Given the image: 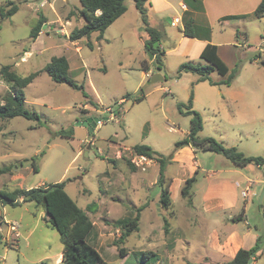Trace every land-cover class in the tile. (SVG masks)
<instances>
[{
    "label": "rangeland",
    "instance_id": "obj_1",
    "mask_svg": "<svg viewBox=\"0 0 264 264\" xmlns=\"http://www.w3.org/2000/svg\"><path fill=\"white\" fill-rule=\"evenodd\" d=\"M9 1L17 6L18 12L8 19L2 20L0 17V68L11 65L12 70L25 77L42 70L52 57L66 54L71 68L70 77L77 84L84 85L89 98L66 84L53 82L45 72L25 89V107L39 114L41 121L21 117L0 120V166H12L15 175H18V179L0 176V190L11 192L18 188L45 187L66 181L67 194L81 208L93 204L92 212L95 213L97 209L101 216L98 221L97 215H89L92 221L97 222L98 227L108 223L106 217L110 220L123 218L131 210L132 204L138 206L145 199L144 191L135 193L126 185L132 175L130 170H133L131 159L134 152L131 149L137 145H147L162 156H170L175 144L186 136L190 126V117L181 115L177 105L187 104L192 93L193 108L200 113L204 122L201 137L220 140L219 136L222 135L231 144L232 114L231 108L222 102V89L208 83L195 82L197 76L193 74H188L180 81L184 74L177 78V73L183 63H178L174 56L166 60L164 70L161 71L165 81L154 84L145 78L142 65L149 60V56L143 54L145 49L141 37L146 38L147 32L143 22L136 23L138 12L134 0H126V20L109 27L101 38L99 33H95L89 40L79 41L78 46L71 44L64 35L84 25V19L80 16V0H0V10L7 12L10 9L7 5ZM179 2L180 0H172L176 6ZM253 2L255 0H209L208 5L213 12V7L218 6L224 11L231 8L246 10ZM147 9L150 16L155 14L151 6L147 5ZM71 12L74 16L69 17ZM41 17L45 20L41 37L36 43H32L31 31ZM240 28L244 31L245 40L240 39L239 34L230 27L215 22L214 37L216 41L239 42L245 46L248 51L242 58L245 68L242 67V74L236 85H254L255 92H245V99L263 103L264 64L260 61L251 63V60L256 61L258 55L264 60V53L260 52L264 19L245 18L241 21ZM166 32L171 40H167L164 35L161 44L165 51H169L179 43L184 33L180 28L171 27L169 23L166 25ZM90 41L93 48L88 46ZM29 52L32 54L27 57ZM200 62L202 61L198 60L196 63ZM83 65L86 66L83 72L77 71ZM212 77L217 75L213 74ZM166 89L171 92L165 91ZM141 90L145 97L141 102H135L142 95ZM9 91L10 86L0 78V100ZM229 91L235 92L236 89L230 88ZM87 99L104 106L101 113L97 114L99 119L105 121L104 125L95 128L92 133L89 129L87 133L86 127L78 125L88 115L89 107H85V104L90 103ZM121 99H126V102L121 106L116 105ZM107 106L113 110L119 109L123 117L111 119ZM251 126L249 124L246 127ZM255 130L258 138L252 137L243 142L247 157L264 156V122H256ZM61 132L66 137H62ZM86 140H93L95 146H82ZM224 145L227 146V143ZM120 146L130 150L121 154L128 165L120 159L117 167H114L108 159L117 157L121 151ZM84 150H88V157L84 155ZM196 155L203 165H214L213 160L208 158L209 153L198 150ZM34 158L38 172H35L32 164ZM155 164L153 162L146 171L135 168L139 172L133 174L134 177L140 178L146 172L151 174L149 170ZM251 165L255 167L254 164L248 166ZM113 169H116L114 173ZM253 169L254 178L264 173V168ZM154 172L157 175V166L154 167ZM109 174L115 178V185L111 184ZM3 184H6L5 187ZM172 188L176 207L181 211L185 203L181 188L177 182H174ZM159 191L158 186H155L151 197L155 198ZM259 207L260 198L255 199V208L249 212L248 217L251 226L258 227L264 245V214ZM5 208L6 212L0 213V219L4 221L1 223L2 234L0 233L3 237L0 241V264H61L56 262V258L63 252V244L59 233L46 220L43 208L34 203L16 207L7 205ZM106 209L109 210L108 214ZM157 209L155 206L151 216L149 213L144 214L141 232L146 233L148 222L152 221V228L156 232L150 237V243L157 241L156 244L160 245L164 218L170 220V216L166 209H162L160 213ZM8 222L18 224L19 237L10 232ZM114 232L115 229L105 232L102 246L97 247V250L109 264H126V260L119 254L118 246L112 245L118 239L110 235ZM135 237L137 236L129 239L126 245L131 247L136 244ZM152 251L153 249L147 248L144 253L149 255ZM164 251L161 252L162 256L166 255ZM141 263L152 264L154 261L143 263L133 257L127 264ZM163 264H167L166 259ZM176 264L186 263L178 261ZM259 264H264V257Z\"/></svg>",
    "mask_w": 264,
    "mask_h": 264
},
{
    "label": "crops",
    "instance_id": "obj_2",
    "mask_svg": "<svg viewBox=\"0 0 264 264\" xmlns=\"http://www.w3.org/2000/svg\"><path fill=\"white\" fill-rule=\"evenodd\" d=\"M208 1L209 0H203V11L195 12L193 15L195 26L198 29L196 38H189L183 34V37L179 40V43L174 45V48L169 51H165L163 49L162 44H159L161 50L165 52V56L163 58L164 66L166 60H168L170 56L176 57L178 59V63L180 64L185 63L187 61L196 63L198 60H201L200 55L207 44L217 46V52L219 57L224 61L230 71L235 68L239 58L242 59L246 56L245 54L248 53V51L247 49H245L244 45H241V43H236L233 41L215 40L213 31L214 23L218 22L224 27H230L232 30H235V32H239L240 39L245 40L244 31L240 28L241 21H243L244 19H237L236 17L247 16V19L253 17L252 14L261 2V0H255V2H253L252 5L246 10L241 8L238 10L236 8H231L230 10L224 11L220 9L222 8L220 6H218L220 8L213 7L216 13L210 9ZM147 5L151 6V8L154 9L155 12L153 16H150V14H148V23L150 27L163 32L164 35H166L167 40H171L166 32L167 23H169L170 26L173 28H180L181 30H183L184 17L186 11L188 10V7L186 6L183 0H180L177 6L172 3V0H148ZM137 12L138 21L136 19V23H139V21L140 23H142L141 14L138 10ZM127 13L128 7L127 12L123 16H121L114 24H112L110 28H112L119 22L126 20L125 18H127ZM225 17L232 18L225 20ZM176 20H178V22H176ZM68 22H66V24ZM206 27H209L211 29L209 34L199 30L200 28L203 29ZM110 28H108L105 33H107ZM40 34L37 39L41 37ZM69 34L70 33H66V35H64L66 36V39H68ZM148 39V34L146 38L141 37V43L144 49L145 42ZM36 41L34 43H36ZM70 43L74 46H78L79 41H70ZM90 43L92 42L90 41ZM92 46L94 47L93 43ZM31 54L32 52L27 53V57H30ZM143 54L147 56V51L144 50ZM65 55L63 56L66 57ZM66 59L68 60L67 57ZM257 61H260V59H257L256 61L251 63H255ZM146 62L152 64L150 60H147ZM200 63H203V61ZM83 66V68H79L77 71L83 72V70L86 68L85 65ZM244 68L245 67H243V69ZM103 70L105 71L106 69ZM142 73L144 74L145 78L149 79L150 81L152 76L157 73L161 74V76L164 78L163 72H157L153 66L149 73H146L143 70ZM188 74H184L181 77L180 81L183 80L185 76H188ZM213 74H216L217 77L213 78ZM213 74L211 75V79L213 81L218 82L224 79L217 73ZM241 74L242 72H240L239 76L236 78V80L232 83L231 86L221 85L212 87L222 89V102H224L227 106L231 108L232 114L231 132L233 140L231 144L226 142L225 138H223L222 135L219 136V139L221 141H218L222 142L223 144L227 143L226 147L236 146V148L240 152L247 156L248 154L245 148H243V142L244 140H248L252 137L258 138V133L255 130V124L258 121L264 122V102H252L245 99L244 93H254L255 86L246 84L237 87L236 83L238 82V78H240ZM194 80L197 83H208L199 82L198 76ZM230 88H234L236 89V91L230 92ZM165 91H168L169 93L171 92L170 89H166ZM87 100L88 102L90 100L91 101L89 102L90 104H85V107H89V109H87L88 115L85 116L83 121H85L90 116L98 117L97 114L101 113V109L104 108L103 105L92 99ZM118 103L119 102H117L116 105H118ZM107 107L110 108V106ZM122 117L123 113L120 114L119 118ZM249 124L252 126L246 127ZM86 131L87 133L89 132L88 128H86ZM201 133L200 138L204 139L205 137H201ZM87 141L88 140L84 141L82 146H84ZM256 143V145H258V141H256ZM119 149L121 151L113 160H110L106 157L109 162L114 164V167H117L120 159H122V162L127 164V160L124 157H121V154L128 149L124 146H120ZM131 150L133 151V149ZM207 153H209L208 158L213 160L214 162V165L211 167L205 166L201 162H199L196 155L197 151L193 147H185L177 151L176 153H174L173 158L167 163L165 175L167 180L170 182V192L173 201V208L171 210H166L168 212V215L170 216V220H167L169 222V227L168 231L166 232L163 226L164 232L160 237V241H162L160 245L156 244L157 241L150 243V237L156 232V230L152 228V221L148 222L147 232L144 234L143 232H141L144 214L149 213L151 216L153 214V209L155 208V206L158 208L157 211L159 213L162 209H164L160 204L161 188L158 184L160 164L156 159H154V162L156 163L155 166H157V175L154 172L155 166L149 170L151 171V174H149V172L142 173L143 176H141L140 178L134 177L133 175L139 172L136 170V167V169H133L132 171L130 170L132 175L130 177V180L126 181L128 189L132 190L135 193H138L139 191H144L145 199L142 200V202H140V205L138 206L132 204L131 210L126 213L127 215L120 219L133 217L135 214L134 210L143 205H146V208L141 212V219L138 232L133 233L126 240V242L121 245V247L123 246L122 248H124L123 253L125 255L122 258L126 260V264L133 257L139 259V261L143 263H152L154 261V263L152 264H163L164 259L167 260V264H176V262L178 261H184L186 264H224L233 260L240 249L250 250L254 248L257 244V240L259 237H261L262 249L257 254L258 258L254 260L251 264H259V262L262 260V258L264 257L263 237L260 235L259 229L256 225L254 226V228L251 226L248 215L249 212L255 208V199L260 198L262 190L264 189V173L258 174L254 178L252 176V172L255 171L253 168L261 170L264 168V166L259 168L256 165H254L255 167L251 165L245 168H236L223 156L211 152ZM84 155L86 157L89 156L88 150H84ZM221 157H223L224 159H221ZM115 171L116 169H113L112 173H114ZM195 174H198V182L193 188L192 204L189 205L187 203V200L182 197L185 203L183 204L182 209L180 211L177 209L175 204V194L172 185L174 184V182H177L179 184V187L182 188L185 181L193 177ZM154 175L155 178H153ZM2 176H8L12 179H18V175H15L14 169L12 170L11 174H5ZM252 177L255 180H253ZM109 178L112 182L110 183L112 185H115V178L110 174ZM5 185L6 184H3L4 187ZM155 186H158L160 191L156 194L155 198H152L151 192ZM38 187L40 186H36L35 188ZM245 190L249 191L248 197L246 198L242 196V193ZM93 206V204H89L88 206L82 209L87 210L88 215L90 213H93L94 216L97 215L96 219L98 221V218H100L101 216H99V214L97 213V209L95 213L92 212ZM5 207L6 206L0 203V213L2 211L6 212ZM259 208H261V206ZM261 209H263L262 213L264 214V206ZM105 212L108 214L109 210L106 209ZM120 219L110 220L106 217L108 223H103L104 226L101 227H98V225L96 224L97 222L93 221L94 226L89 235L87 236V242L97 250V247L102 246V240L104 239V236H106L105 232L111 229H115V232L110 233V235L116 236L119 239L121 236V230L119 228H116L113 223ZM2 222L4 223V221L0 219L1 234L3 231V229L1 228ZM134 235L137 236L135 237L137 238L136 244L129 247L128 245H126V243L129 239L133 238ZM148 242L149 245H147ZM147 248L153 249L152 252L156 256L153 257L151 255L149 257V260H144L142 254ZM163 250H165L164 252H166L165 256L161 255V252ZM56 262H62V252L57 256Z\"/></svg>",
    "mask_w": 264,
    "mask_h": 264
},
{
    "label": "trees",
    "instance_id": "obj_3",
    "mask_svg": "<svg viewBox=\"0 0 264 264\" xmlns=\"http://www.w3.org/2000/svg\"><path fill=\"white\" fill-rule=\"evenodd\" d=\"M188 10L184 17L183 33L186 37L196 38L198 29L195 26L194 13L203 11V0H183ZM82 9L80 16L84 19V25L81 28H75L68 36L69 41L78 42L82 39H90L92 34L99 33L100 38L106 30L114 24L121 16L127 12L125 0H80ZM135 7L141 14L145 31L149 35V39L145 42V50L151 52L155 59L157 72L164 70V56L165 52L158 46L154 47L156 42L161 44L164 33L150 27L148 23V0H134ZM9 10L5 12L0 10V17L2 20L12 17L18 12L17 6L9 1L7 3ZM74 16L70 13L69 17ZM252 16L255 19H264V0H261ZM247 16L236 17L245 19ZM232 17H225V20ZM45 23L44 18H40L38 23L32 29L30 34V41L34 43ZM207 34L210 33V28L206 27L199 29ZM239 34V32L237 33ZM88 46L92 48V44L88 42ZM217 46L207 44L200 55L203 63L185 62L180 65L177 73V78L183 74H194L199 77V82H208L211 86H231L232 83L239 76L243 67V60L239 58L235 68L230 71L224 61L219 57ZM257 59L264 64V60L258 55ZM253 62V60H251ZM152 69V64L144 62L142 70L149 73ZM45 72L51 80L57 84H66L71 88L81 91L86 98L88 94L85 91L84 85L77 84L70 77V66L66 57H52L51 61L40 70L21 77L16 71L12 70L11 65H4L0 68V78L4 83L10 86V91L0 100V120H11L14 118H24L30 121H41V117L36 112L29 111L26 107L25 89L34 82V80ZM217 73L221 76V81H213L211 75ZM166 80V78H165ZM142 95L135 99V102H141L145 97L144 91L141 90ZM90 100V99H89ZM128 100V99H127ZM91 101V100H90ZM89 101V102H90ZM178 111L183 116L190 117V126L186 136L178 141L173 153L168 156L159 155L157 152L147 145H137L133 148L136 155H143L152 160L156 159L160 164L158 184L161 188L160 204L166 210L173 208V201L170 192V182L165 175L166 165L173 158L174 153L185 148L193 147L196 151L211 152L223 156L236 168H245L250 164H254L261 168L264 166V156L262 157H247L240 152L236 147H226L222 142L213 137L201 139L200 133L204 130V122L200 113L193 109V93L187 104L178 103ZM62 137H66L64 132H61ZM44 155V153H41ZM32 164L35 172H38L37 161L34 158ZM131 165V163L129 162ZM132 169H135L131 165ZM12 166H0V176L11 174ZM198 182V174L185 181L181 188V196L187 200L189 205L192 204V194L195 184ZM0 203L4 206L10 205L13 207L22 204L34 203L38 207H42L45 213L48 214L46 220L50 226L56 230L61 238L63 244L62 264H109L106 262L100 253L87 242V236L93 229V221L87 213L67 194L66 181L47 185L45 187L22 189L18 188L11 192L0 190ZM146 208L143 205L135 209L133 217L120 219L115 221L113 225L121 230V236L114 242L118 246V251L121 257H124V248L122 244L133 234L138 232L141 219V212ZM172 214V213H171ZM173 215V214H172ZM169 222L165 219L164 228L168 231ZM1 235V234H0ZM2 240V236H1ZM0 240V241H1ZM261 237L258 238L257 244L250 250L240 249L233 260L224 264H251L258 258L257 254L261 251ZM156 256L154 253L146 255L142 254L144 260H149V256ZM46 264V263H42Z\"/></svg>",
    "mask_w": 264,
    "mask_h": 264
},
{
    "label": "built area",
    "instance_id": "obj_4",
    "mask_svg": "<svg viewBox=\"0 0 264 264\" xmlns=\"http://www.w3.org/2000/svg\"><path fill=\"white\" fill-rule=\"evenodd\" d=\"M176 22H178V20H176ZM263 48H264V37H263V45H262L261 48H260V52H262V53H264V49H263ZM125 102H126V99H122V100L118 103V106L123 105ZM107 111L110 113V115H111V119H116V118H119V117H120L121 112H120L119 109H117V110H113V109L109 108ZM104 122H105V121H103L102 119H99V122L97 123V127H101V126H103V125H104ZM86 144H89V145L92 146V147L95 145L93 140H91V141H87ZM153 162H154V160H152V159H150V158H148V157H146V156H143V155H136V154H134L133 158L131 159V163H132V165H133L134 167L138 168V169L143 170V171H145L146 168H147L148 166H150ZM248 194H249V191L246 190V191H244V192L242 193V196H243L244 198H246V197H248ZM7 225H8V227H9V229H10V232H12V233H16L15 235H16L17 237H19V235H18V233H17V231H18V225H17L16 223H8ZM8 234H9V233H8Z\"/></svg>",
    "mask_w": 264,
    "mask_h": 264
},
{
    "label": "water",
    "instance_id": "obj_5",
    "mask_svg": "<svg viewBox=\"0 0 264 264\" xmlns=\"http://www.w3.org/2000/svg\"><path fill=\"white\" fill-rule=\"evenodd\" d=\"M159 46V42H156L154 44V47L157 48ZM147 55L149 56V60L152 63V66L155 68L156 67V63L154 61V55L149 51L147 52ZM164 78L161 76V74L157 73L155 75L152 76L151 78V82L154 84L163 82ZM99 122V118L98 117H88L85 121L83 122H78L79 126H84L86 128L89 129V131L92 133L94 131V129L97 127V123ZM260 206L261 208L264 206V189L262 190V193L260 195ZM46 217H48V214L46 213ZM0 240H1V235H0ZM252 263V261H251Z\"/></svg>",
    "mask_w": 264,
    "mask_h": 264
}]
</instances>
